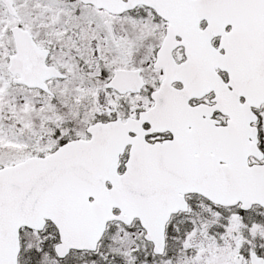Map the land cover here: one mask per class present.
Listing matches in <instances>:
<instances>
[{"label":"snow or ice","instance_id":"obj_1","mask_svg":"<svg viewBox=\"0 0 264 264\" xmlns=\"http://www.w3.org/2000/svg\"><path fill=\"white\" fill-rule=\"evenodd\" d=\"M0 264H264V0H0Z\"/></svg>","mask_w":264,"mask_h":264}]
</instances>
